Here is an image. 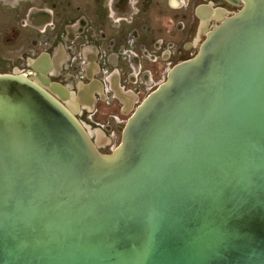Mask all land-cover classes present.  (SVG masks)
I'll return each instance as SVG.
<instances>
[{"label":"water","instance_id":"95a60500","mask_svg":"<svg viewBox=\"0 0 264 264\" xmlns=\"http://www.w3.org/2000/svg\"><path fill=\"white\" fill-rule=\"evenodd\" d=\"M241 5L110 154L48 86L0 74V264H264V0Z\"/></svg>","mask_w":264,"mask_h":264},{"label":"flooded vegetation","instance_id":"af4514ba","mask_svg":"<svg viewBox=\"0 0 264 264\" xmlns=\"http://www.w3.org/2000/svg\"><path fill=\"white\" fill-rule=\"evenodd\" d=\"M175 1H97L100 7L92 10L90 16L78 17L70 25L66 23L68 26L59 34L41 42L37 57L46 63L40 73L34 71V63L30 64L29 59L27 65L32 70L24 76L62 90V95L55 93L56 97L69 107L72 105L76 111L70 108L80 121L82 116L96 133L105 137V145L99 146L90 134L102 153H112L118 147L112 146L122 139L129 118L168 78L170 70L198 53L221 18L236 14L244 4V0L205 1L193 11L192 21V1L177 0V7ZM210 8L219 12V16L211 15ZM176 11L180 25L177 31ZM195 19L203 21L196 33L197 42L183 43ZM54 26L57 30V25ZM57 49L64 50L65 56L52 62Z\"/></svg>","mask_w":264,"mask_h":264},{"label":"rangeland","instance_id":"374dc122","mask_svg":"<svg viewBox=\"0 0 264 264\" xmlns=\"http://www.w3.org/2000/svg\"><path fill=\"white\" fill-rule=\"evenodd\" d=\"M97 1L100 0H0V74L24 75L32 70L27 64H29V59L30 64L38 61L37 55L41 52V42H44L45 37L53 38L56 33L59 34L60 30H64L66 26L70 25V22H75L76 18L90 16L92 10L100 7L96 3ZM191 1L192 20L196 7L210 0ZM175 2L177 7L179 1ZM178 16L179 13L176 11V31L180 28ZM53 22L54 24H52ZM200 22L195 19V25L192 27L190 35L185 37L183 43L196 44V33ZM55 24L57 30L53 29ZM150 26L154 32V25L150 23ZM31 50L36 52L31 53ZM34 71H36L35 68ZM80 119L96 143L99 146L105 145V137L96 133L82 116ZM120 142L121 139L114 142L112 147H117Z\"/></svg>","mask_w":264,"mask_h":264},{"label":"bare ground","instance_id":"6f19581e","mask_svg":"<svg viewBox=\"0 0 264 264\" xmlns=\"http://www.w3.org/2000/svg\"><path fill=\"white\" fill-rule=\"evenodd\" d=\"M45 61L43 59L39 60L37 63H34V67L37 71H40L42 70L43 67H45ZM36 79L38 81H42V78L40 76H37ZM51 90L58 94V95H62V90H60L56 85H52L51 87ZM70 105V104H69ZM71 106V105H70Z\"/></svg>","mask_w":264,"mask_h":264},{"label":"crops","instance_id":"0c3cea01","mask_svg":"<svg viewBox=\"0 0 264 264\" xmlns=\"http://www.w3.org/2000/svg\"><path fill=\"white\" fill-rule=\"evenodd\" d=\"M63 56H65V52L64 50L61 49H57L56 53L54 54V56H52V62L60 60ZM55 58L57 60H55ZM42 59V57H40V60ZM49 63V62H48ZM44 68V67H43ZM37 71V70H36ZM38 73H40V71H37Z\"/></svg>","mask_w":264,"mask_h":264}]
</instances>
